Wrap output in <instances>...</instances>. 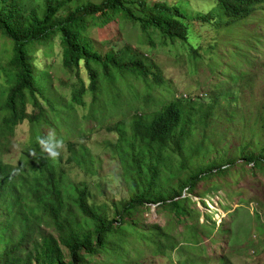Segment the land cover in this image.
Instances as JSON below:
<instances>
[{
  "label": "trees",
  "instance_id": "1",
  "mask_svg": "<svg viewBox=\"0 0 264 264\" xmlns=\"http://www.w3.org/2000/svg\"><path fill=\"white\" fill-rule=\"evenodd\" d=\"M129 4H138L141 15ZM262 9L264 0H215L211 13L189 17L186 10L165 0L153 4L145 0H0V35L12 44L5 68L10 87L6 117L0 122V144L25 121L34 133L30 148L24 147L16 164L4 161L0 152V264H107L94 260L106 251H110V264H122V251L141 240L153 244L160 254L174 251L180 241L173 231L142 227L139 214L149 206L167 214L172 225H185L188 232L184 240L197 245L198 230H190L195 224H186L196 214L190 206L197 186L229 174L238 159L264 173V119L249 117L251 127L246 131L251 138L243 133L236 156H231L227 145H218V129L223 120L234 123L237 111H226L217 99L208 104L174 99L149 115L134 114L130 121L125 117L107 127L117 135L107 148L117 159L126 186L119 196H108L101 181L91 178L99 176L98 157L86 144H69V165H63L58 157L52 159L39 147V139L48 140L49 147L53 144L39 129L49 123V114L67 123L71 131L88 89L82 83L70 104H56L51 99L47 113H29L28 104L38 107V97L46 90V78L36 73L34 66L38 45L61 38L64 67L74 71L84 66L93 105L102 107L88 117L104 125L109 118L104 111L119 103L121 95H112L110 85L124 76L146 81L152 75L157 85H162L163 79L130 50L102 55L87 38L89 28H105L117 18H125L139 23L145 31L157 30L168 41L187 42L191 21L233 26ZM252 78L248 73H233V82L243 83V88L251 86ZM227 104L234 107L232 100ZM254 127H258L257 132L252 131ZM77 170L83 178L73 176ZM218 264L230 263L219 259Z\"/></svg>",
  "mask_w": 264,
  "mask_h": 264
},
{
  "label": "rangeland",
  "instance_id": "2",
  "mask_svg": "<svg viewBox=\"0 0 264 264\" xmlns=\"http://www.w3.org/2000/svg\"><path fill=\"white\" fill-rule=\"evenodd\" d=\"M145 1L153 4L162 0ZM165 1L186 10L189 17L211 13L215 6V0ZM128 7L141 15L138 4H129ZM190 28L187 42L168 41L157 30L145 31L139 23L125 18H117L105 28L88 29V40L102 55L111 50H130L145 61L151 72L163 79L162 85H157L152 75L146 81L124 76L110 85L112 95L117 92L121 95L119 103L114 107L110 104V111H104L103 114L109 117L104 125H99L95 117H88L96 108L95 111H102V107L93 105L90 79L84 66L74 71L64 67L61 38L53 37L38 45L34 52V66L36 73L46 78V90H43L42 97H38V107L31 102L28 104L29 113H47L51 99L56 104H70L82 83L88 89L84 96L85 105L78 107L71 131L67 123L57 121L53 114H49V123L39 129L53 144L49 147L50 143L45 139L40 144L39 139V147L43 151H57L59 161L69 165L66 159L69 144H86L98 157L99 176L91 178L97 177L101 181L108 196H119L126 186L120 178L119 163L107 148L108 142L112 143L117 138L116 133L107 130L108 126H114L125 117L130 121L134 114L149 115L174 99L205 104L217 99L222 103L219 106L226 111H237L234 123L223 120L218 129L221 137L219 147L227 145L229 154L236 156L243 133H247V139L251 138V133L246 131L251 127L249 117L264 119V10H258L245 22L233 26L224 22L215 24L194 20L190 22ZM11 52L12 44L0 35V105L3 107L0 122L6 117L5 102L10 85L6 77L8 69L5 68ZM233 73L251 74V86L243 88V83L233 82ZM229 100H232L233 108L228 106ZM252 131L257 132L258 127ZM33 137V127L28 121L18 125L14 133L0 144L3 160L16 164L24 147L30 148L29 142ZM2 141L3 137H0ZM58 141H62L61 147ZM230 169L229 174L201 182L192 195L190 207L196 214L186 224L188 227L195 224L190 230H198L199 244L184 240L188 232L185 225H172L167 214L161 213L156 206H149L139 214L142 227L168 228L178 236L180 245L174 251L160 254L153 244L145 240L133 241L122 251L125 255L122 264H218L219 259L230 264H264V173L254 170L242 159H238ZM73 176L78 179L84 177L79 170ZM212 186H217L218 191L210 190ZM48 230L54 231L53 228ZM94 260L110 264V251L101 253Z\"/></svg>",
  "mask_w": 264,
  "mask_h": 264
},
{
  "label": "clouds",
  "instance_id": "3",
  "mask_svg": "<svg viewBox=\"0 0 264 264\" xmlns=\"http://www.w3.org/2000/svg\"><path fill=\"white\" fill-rule=\"evenodd\" d=\"M40 144L43 143L42 139L39 141ZM59 144V146L61 147L62 146V141H58L57 142ZM46 151L48 152V155L52 158V159H55L59 153L57 151H53L51 149H46Z\"/></svg>",
  "mask_w": 264,
  "mask_h": 264
}]
</instances>
